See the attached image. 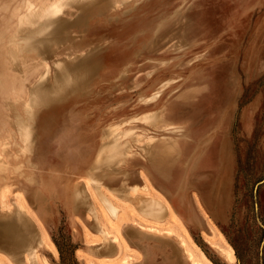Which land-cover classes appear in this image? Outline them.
<instances>
[{
  "label": "rangeland",
  "instance_id": "1",
  "mask_svg": "<svg viewBox=\"0 0 264 264\" xmlns=\"http://www.w3.org/2000/svg\"><path fill=\"white\" fill-rule=\"evenodd\" d=\"M53 1L0 0V224L27 222L39 264H168L189 235L230 264L209 226L235 264H264V0H63L40 15ZM136 187L169 205L159 233L143 230L161 240L125 222L111 260L91 246L97 220L107 200L137 219Z\"/></svg>",
  "mask_w": 264,
  "mask_h": 264
},
{
  "label": "bare ground",
  "instance_id": "2",
  "mask_svg": "<svg viewBox=\"0 0 264 264\" xmlns=\"http://www.w3.org/2000/svg\"><path fill=\"white\" fill-rule=\"evenodd\" d=\"M66 1V0H65ZM68 1V0H67ZM66 1V3H67ZM81 2V1H80ZM53 3V8L52 10H49L48 8H42V13L43 14H40L42 16H59L62 14L63 12V0H55L52 2ZM28 5L32 6V7H35L36 5L33 3V2H27ZM66 5V4H65ZM64 5V6H65ZM27 6V5H26ZM31 9V8H30ZM32 10V9H31ZM43 18V17H42ZM47 18V17H46ZM21 21H24V22H31L32 24L34 23H37V22H34L33 23V20L32 18H27V19H24L23 17H21L20 19ZM83 21V20H82ZM50 25L51 26V22L49 21ZM35 25V24H34ZM34 27H37V26H33ZM47 27V26H46ZM45 27V28H46ZM33 28H29V29H33ZM49 29L46 28V31ZM41 30V29H40ZM43 30V29H42ZM45 31V29L41 32V34ZM40 32V31H39ZM46 33V32H45ZM44 34V33H43ZM29 35H32V34H29ZM39 35V34H38ZM42 36V35H40ZM27 39V38H26ZM30 40V39H29ZM10 42V41H9ZM10 44V43H9ZM26 44V43H25ZM27 45V44H26ZM25 45V46H26ZM30 45V44H28ZM24 46V47H25ZM31 48V47H30ZM37 48V47H36ZM25 49V48H24ZM32 49V48H31ZM29 50V49H28ZM34 52L36 50H38V48L35 50V47H34ZM21 51V50H20ZM14 53V52H13ZM15 54V53H14ZM13 54V55H14ZM12 55V56H13ZM16 59V58H14ZM17 61H18V58H17ZM17 63V62H16ZM62 63V62H61ZM60 64V63H59ZM63 64V63H62ZM82 64V63H81ZM61 66V65H59ZM48 69V67H47ZM47 72V70H45ZM45 73V72H44ZM46 74V73H45ZM44 74V75H45ZM67 87V86H65ZM71 87V85H70ZM73 87V86H72ZM45 89L47 87H44ZM43 89V88H42ZM66 89V88H65ZM48 90V88H47ZM46 90V91H47ZM64 90V88H63ZM41 91V90H40ZM53 91V90H52ZM66 91V90H65ZM36 94L38 93L36 90H35ZM34 92V93H35ZM56 92H59V89L58 91ZM62 92V90L60 91ZM43 93V92H42ZM49 93V92H48ZM74 93H75V90H74ZM38 94H40V97H38L37 99L41 98V93L39 92ZM53 94V93H52ZM51 96L55 97V95H58V94H61V93H57V94H54ZM69 94V93H68ZM76 94V93H75ZM33 95V94H32ZM45 96V95H44ZM158 95H154L152 97V101H155V98L157 97ZM47 97V96H46ZM44 98V97H43ZM43 98H41L43 100ZM31 101L33 99V97L31 96ZM55 99V98H54ZM41 100V101H42ZM150 100V99H149ZM39 102L40 99L38 100ZM35 100V104H37V102ZM44 101V100H43ZM42 101V102H43ZM40 104V103H39ZM38 104V106H39ZM44 104V103H43ZM33 106V104H31ZM36 106V105H35ZM41 106H42V103H41ZM34 107V106H33ZM37 107V106H36ZM36 111V110H35ZM160 112V111H159ZM32 113V112H31ZM30 115V114H28ZM32 115V114H31ZM157 117V116H156ZM155 117V118H156ZM159 117V116H158ZM30 118V117H29ZM31 119H32V116H31ZM160 122V120H156V122ZM29 122V120H28ZM157 122V123H158ZM32 124V123H31ZM155 124V123H154ZM30 126V125H29ZM27 125V127H29ZM118 127V126H117ZM114 128V127H113ZM112 128V130H113ZM116 128V126H115ZM119 128V127H118ZM29 132V129H27ZM32 131V130H30ZM176 131V130H174ZM30 133V132H29ZM27 133V137H28V134ZM34 133V132H33ZM35 134V133H34ZM26 135V134H25ZM35 136V135H34ZM136 136V135H135ZM138 136V135H137ZM29 138V137H28ZM138 141V139H137ZM136 141V143H137ZM151 141H149L148 144H150ZM30 144V143H29ZM152 144V143H151ZM145 145V144H144ZM148 147V146H147ZM150 147V146H149ZM148 147V148H149ZM142 148V147H141ZM147 148V150H148ZM145 149V146L143 148V151ZM141 150V149H140ZM149 151V150H148ZM148 153V152H147ZM152 155V154H151ZM128 156V155H126ZM130 156V155H129ZM123 157V156H122ZM150 157V156H149ZM4 169V167H3ZM86 183V182H85ZM93 183V182H92ZM80 185V184H78ZM83 186V185H82ZM86 188H89L90 190L91 187H89V185H85ZM150 187V186H149ZM80 188V187H79ZM142 189H147L146 186H144ZM141 189V190H142ZM151 189V188H150ZM89 190V191H90ZM106 190V189H105ZM141 190L140 188L136 187L133 189V192H131V195L129 198V201H131L132 203H129L127 201H125L126 203V208L127 207L130 209V213L132 215H134L138 220L139 222H136L137 219H130V216H129V213L127 211H124L122 214H119V210L117 208L116 205L113 204V202L111 200H107L105 201V204H106V207L105 206H102V212L105 213V216L108 221H107V227L97 220V227L99 228V231L98 232L101 237H102V241L101 243H98V242H93L91 244V246H94L96 248L99 249V251L97 252L98 254L100 255H103V256H106V257H111L112 259L111 260H116V259H119L120 256H121V253H120V247L116 244L117 242V237L113 234L114 231L118 230L120 233H126V228H123V226L125 224V222H134V224L136 226H138V230H136L137 232H139V234L141 235V237H146L148 240H152V241H156L157 239L161 240L160 238H157L156 236H151L150 234H145L143 230H149L151 233L152 232H156V233H159L160 230L158 229V226L157 225H164L166 223V220L165 219V216L168 212V208H169V205L166 204V205H163L162 204V199H158L155 198V196L150 195V196H143V194L141 195ZM152 190V189H151ZM107 191V190H106ZM124 192V191H123ZM145 192V191H144ZM82 192H79L78 193V198L76 200V202H74V206H73V210H77L78 207H80L79 205L80 204H83L82 202L80 203V197L82 196L81 194ZM93 193V192H92ZM121 193V191H120ZM109 195L111 196V198H114V199H117V196L116 194H114L113 192L109 191ZM20 196V195H19ZM16 198H18L16 196ZM126 198V197H125ZM3 199V198H2ZM120 200V199H119ZM122 201V200H120ZM94 202V201H93ZM97 203V202H96ZM100 203V202H99ZM164 203V202H163ZM129 205V206H128ZM99 206V205H98ZM25 207V206H24ZM83 208V206L81 207ZM97 210V209H96ZM29 212V211H28ZM100 212V211H99ZM98 213V212H97ZM103 213V214H104ZM102 215V214H101ZM89 216V215H87ZM5 217V216H4ZM2 218V217H1ZM0 218V219H1ZM8 218V217H6ZM10 219V218H9ZM7 219V220H9ZM113 219V220H112ZM21 222V223H20ZM18 222L16 219H10V221H7L6 224H0V257L3 258L4 262H7L8 264H39L38 262L39 259L36 258V253H35V249L32 250L31 249V245H30V240H31V237H30V234H31V230L29 228V225L27 224V222H24V221H20ZM37 223V222H36ZM162 223V224H160ZM147 225V226H146ZM125 229V230H124ZM42 232V231H41ZM168 235L171 234V232L167 231ZM154 234V233H153ZM204 234L206 235V237L208 238L207 242L209 243V245L212 247V249H214L215 251H217L221 256L224 257V259L230 263V264H235L236 263V255H235V251L232 247L230 246H226L225 247L223 246V244L221 242H215V241H212L215 239V231L212 227L209 226V229L207 231L204 230ZM156 235V234H155ZM45 240L43 241V243L47 244V246L49 247V249L57 255L58 251H57V248H56V245L51 242V240L49 239L48 235L45 233ZM220 241L223 242V237L222 235L220 236ZM211 240V241H210ZM141 241V239H140ZM176 241H177V245H176V248H174V251H175V255L179 256V254H181V256L183 257L184 259V262L186 264V262L188 264H213L212 262H210V260L203 254L201 257H198L197 254L194 252V250L189 247V243L188 241H190L192 244V239L190 237V235L188 236V240L186 238H182L180 236L176 237ZM145 242V241H144ZM152 242H149V245H151ZM38 244V243H37ZM41 244V243H40ZM41 247V246H40ZM154 247H156L154 245ZM46 248V247H45ZM29 249V250H28ZM32 252H31V250ZM37 249V248H36ZM41 249V248H40ZM97 249V250H98ZM46 250V249H45ZM26 251V252H25ZM29 251V252H28ZM107 254V255H106ZM157 256V255H156ZM155 255L153 257L147 255V256H140V261L137 262V264H157V257ZM169 258V259H168ZM166 259L168 261V264H173L172 261H170V257H167L166 256ZM180 259V258H179ZM181 260V259H180ZM51 262V260H49ZM137 261V260H136ZM181 262V261H180ZM42 263V262H41ZM166 263V262H165ZM0 264H4L2 262H0ZM123 264H130V260H124V263Z\"/></svg>",
  "mask_w": 264,
  "mask_h": 264
},
{
  "label": "crops",
  "instance_id": "3",
  "mask_svg": "<svg viewBox=\"0 0 264 264\" xmlns=\"http://www.w3.org/2000/svg\"><path fill=\"white\" fill-rule=\"evenodd\" d=\"M142 247L143 248V245L141 244V245H137V247L139 248V249H141L140 247ZM144 249V248H143ZM143 249H141L143 252L145 251V249L143 250ZM165 253H166V255L168 256V257H170L171 258V256H172V258L170 259V261H172V263L173 264H185V262H184V259H183V257L181 256V254H179V256H177V255H175V253L174 254H172L171 252H172V247H169V246H165V251H164ZM172 254V255H171ZM181 260H180V259ZM160 259L162 260L163 259V257L162 256H160ZM169 259V258H168ZM181 261V262H180ZM186 264H188L187 262H186Z\"/></svg>",
  "mask_w": 264,
  "mask_h": 264
},
{
  "label": "water",
  "instance_id": "4",
  "mask_svg": "<svg viewBox=\"0 0 264 264\" xmlns=\"http://www.w3.org/2000/svg\"><path fill=\"white\" fill-rule=\"evenodd\" d=\"M262 183H264V181H263ZM203 251L206 253V255H207L208 257H210L209 254H208V252L206 251V249H203Z\"/></svg>",
  "mask_w": 264,
  "mask_h": 264
}]
</instances>
